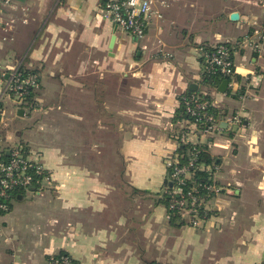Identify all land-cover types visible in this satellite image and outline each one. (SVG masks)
Masks as SVG:
<instances>
[{
    "label": "crops",
    "instance_id": "obj_1",
    "mask_svg": "<svg viewBox=\"0 0 264 264\" xmlns=\"http://www.w3.org/2000/svg\"><path fill=\"white\" fill-rule=\"evenodd\" d=\"M243 1L262 19L257 1ZM105 2L23 0L10 11L27 8L28 23L0 43V59L35 72L39 87L34 108L20 109L0 82V148L25 146L52 182L0 216V264H46L58 254L75 264H264V166L255 165L264 161V56L247 45L242 10L167 0L163 19L139 40L102 15ZM210 11L213 33L200 19ZM219 43L234 60L224 93L203 82L201 51ZM189 92L214 109L217 129L191 140L225 189L197 227L169 221L159 202L165 162L189 126L177 113ZM237 114L236 127L227 120Z\"/></svg>",
    "mask_w": 264,
    "mask_h": 264
},
{
    "label": "built area",
    "instance_id": "obj_2",
    "mask_svg": "<svg viewBox=\"0 0 264 264\" xmlns=\"http://www.w3.org/2000/svg\"><path fill=\"white\" fill-rule=\"evenodd\" d=\"M21 1L23 0H0V43L13 42L19 25L28 23L27 8L21 7L18 10L19 15L10 13L15 3ZM251 4L262 9L264 13V0L251 2ZM167 7V0H106L102 15L123 33L140 40L145 37L154 21L163 19V10ZM243 21L249 28L246 38L247 45L258 56H264V16L259 20L246 14L243 15ZM201 52L205 61L204 74L219 79L221 82L226 80L227 87H229L234 74L232 47L227 43H219L202 49ZM3 60L0 59V82L4 83L3 94L14 102L16 108L24 109L26 105L23 101L28 93L27 88L30 87L33 91H37L39 78L35 73L24 76L20 70L21 63L7 65ZM205 96L192 92L180 98L179 106L182 105L185 120L192 132L186 127L184 131L176 135L175 140H177L178 147L190 145L193 148L187 153L188 162L186 164L179 165L177 153L169 156L165 162L166 169L169 170L168 181L176 183L169 194V208L166 210H175L180 218L187 219V224L192 227L200 225L202 219L199 214L200 211L203 214L207 212L205 206L209 197L212 196L213 199L225 191L224 187L217 183L215 167L211 165L203 168L209 180L202 187L206 196L198 195L199 185H193L186 192L181 188V185L191 178L192 171L200 168L196 163L197 155L204 151V146L199 143L194 144L191 137L197 133L203 135L212 133L218 127L214 114L210 112L211 103ZM3 114L0 109V117H3ZM227 122L233 126H239L241 124L240 115L229 118ZM0 125L5 126L1 119ZM50 182V174L46 172L33 153L30 154L28 151L25 153L22 146L17 144L0 148V216L9 211L14 190L21 189L23 193L38 192ZM167 218L169 219L168 212ZM49 264H72V262L69 257L61 256L59 259H51Z\"/></svg>",
    "mask_w": 264,
    "mask_h": 264
},
{
    "label": "trees",
    "instance_id": "obj_3",
    "mask_svg": "<svg viewBox=\"0 0 264 264\" xmlns=\"http://www.w3.org/2000/svg\"><path fill=\"white\" fill-rule=\"evenodd\" d=\"M20 70L21 72L23 73L24 76H26L27 74H34L35 72L33 71H29V70H26L23 65L21 64L20 66ZM203 82L207 83V84H211L212 86H219L221 81L219 79H216V78H212L206 74H203ZM27 95L25 96L24 98V105H26V107L32 109L34 108L35 106V96H36V91H33V89H31L30 87L27 88ZM189 93H192V92H189ZM194 93V92H193ZM214 111L213 108L210 109V112L212 113ZM181 118H184L185 119V115H184V111H183V107L182 105L179 106L178 108V112H177ZM214 113V112H213ZM22 148H23V151L26 153L28 151V149L21 145ZM193 147L190 146V145H187V146H181L180 148H178L177 150V154L179 155L178 156V159H179V165H183V164H186L188 162V151L191 150ZM196 163H198V167L200 166V168H197L195 170L192 171V176L190 179L186 180L184 182L183 185H181V188L182 190H184L185 192L190 188L192 187L193 185H199L198 189H199V192H198V195L201 196V195H205L206 196V193L205 191L202 190V187L207 184L209 182L208 180V174L203 170V168H206L208 167L209 165H213V160L210 158V156L204 151L200 152L198 155H197V161ZM168 177H169V170H166V180H165V183L163 184V194L161 195L160 199H159V202L161 204H163L166 209L169 208V194L172 190V188L175 186L176 183L174 182H171V181H168ZM37 179V178H36ZM23 195V191L21 189H16L14 190V192L12 193V200L16 199L18 196H21ZM209 195H207L208 197ZM212 199V196L209 197L208 200H211ZM10 207H11V203L9 205V210H10ZM168 214H169V221L171 222H174V221H180V216L176 213L175 210H168L167 211ZM201 214V216H200ZM200 214H199V217L201 219H203L205 216H207L208 212H206L205 214L201 213L200 211ZM203 214V215H202ZM61 256H66L64 254H58V255H55V256H52V257H49L47 259V262L46 264H49V262H51V259L55 260V259H59V257ZM68 257V256H67ZM72 264H75L72 260H71Z\"/></svg>",
    "mask_w": 264,
    "mask_h": 264
},
{
    "label": "rangeland",
    "instance_id": "obj_4",
    "mask_svg": "<svg viewBox=\"0 0 264 264\" xmlns=\"http://www.w3.org/2000/svg\"><path fill=\"white\" fill-rule=\"evenodd\" d=\"M182 1H183V4H184L185 2H190L192 0H182ZM196 1H198V0H195V2ZM220 1H222V0H204V2H200L199 4H201V5H203V6L207 7V8H210V10L213 9L215 6H218V7L221 6V8L230 7V8H233L235 10H237V9L238 10H242V14L243 15L247 14L246 11H248L249 7L246 4L245 5L243 4L244 3L243 0H241L240 2H236V1L235 2L222 1L223 3H221ZM254 1H260V0H254ZM188 4L189 3H186V5H188ZM216 18H217L216 12L214 13L213 11H210V13H207L205 15L202 14V16L200 18L203 21L202 24H204V26H202V27H204L206 29H209L208 31L212 32V33L214 31L218 30L217 27L214 24V22L216 21ZM125 35H128V34L125 33ZM128 36H130V35H128ZM26 113L28 114V111H26ZM20 120H22V121H20ZM17 121L23 122L27 126H31V123H30L29 119H27V118H23V119L17 118ZM192 142H193V140H192ZM111 146H112V144H111ZM115 148H117L116 145H115L114 148H113V146L111 147V150H112L113 153L116 151ZM113 157H114V155L111 153V165L112 166L114 165ZM255 165H259L260 167H262V166H264V161L257 162ZM111 171H112V168H111ZM110 176H111V181L116 180L115 179L116 174L111 173ZM51 182H50V184H51ZM50 184H48V185H50ZM48 185H46V186H48ZM161 194H162V192H161Z\"/></svg>",
    "mask_w": 264,
    "mask_h": 264
},
{
    "label": "water",
    "instance_id": "obj_5",
    "mask_svg": "<svg viewBox=\"0 0 264 264\" xmlns=\"http://www.w3.org/2000/svg\"><path fill=\"white\" fill-rule=\"evenodd\" d=\"M239 15L237 13H232L230 15V20L231 21H237L238 20ZM226 87H227V81L224 80L223 82L220 83L219 87H218V91L220 93H224L226 91ZM23 113L22 111H19L18 115L21 116Z\"/></svg>",
    "mask_w": 264,
    "mask_h": 264
}]
</instances>
